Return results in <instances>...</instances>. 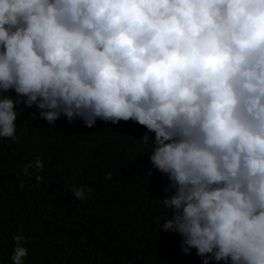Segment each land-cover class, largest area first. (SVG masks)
Segmentation results:
<instances>
[{"label": "clouds", "instance_id": "1", "mask_svg": "<svg viewBox=\"0 0 264 264\" xmlns=\"http://www.w3.org/2000/svg\"><path fill=\"white\" fill-rule=\"evenodd\" d=\"M21 104L145 126L175 189L161 229L204 264H264V0H0V137Z\"/></svg>", "mask_w": 264, "mask_h": 264}, {"label": "trees", "instance_id": "2", "mask_svg": "<svg viewBox=\"0 0 264 264\" xmlns=\"http://www.w3.org/2000/svg\"><path fill=\"white\" fill-rule=\"evenodd\" d=\"M14 110L16 139L0 137V264H14L18 235L24 264H204L196 249L182 250L180 234L161 229L172 218L162 201L175 189L150 162L155 133L63 115L53 126L35 106ZM81 186L92 189L83 200L71 190Z\"/></svg>", "mask_w": 264, "mask_h": 264}]
</instances>
